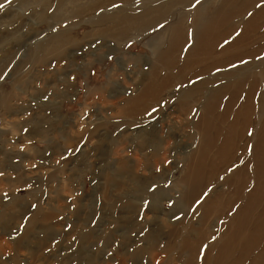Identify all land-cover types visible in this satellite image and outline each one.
Here are the masks:
<instances>
[{
	"label": "rangeland",
	"instance_id": "374dc122",
	"mask_svg": "<svg viewBox=\"0 0 264 264\" xmlns=\"http://www.w3.org/2000/svg\"><path fill=\"white\" fill-rule=\"evenodd\" d=\"M1 1L5 6L0 8V74L7 64L13 61L15 64L7 82L0 84V171L5 172V177L0 178V226L5 231L15 227L22 222L20 214H27L25 207L29 203L38 204L20 244L0 245V252L5 249L15 252L8 264H108L109 261L111 264H142V252L144 259L153 257L143 246L134 248L133 240L139 241L130 235L142 223L153 234L150 248L157 240L165 245L163 252L157 253L162 257V264H191L196 244L215 234L216 229L223 236L212 244L206 264H264V174L261 171L264 65L254 61L248 67L209 75L213 65L226 67L225 61L233 58L235 48L220 52L214 45L243 8L235 0L230 1L225 13L219 8V0L207 6L206 13L213 21L211 32L203 50L197 51L198 55L185 69V60H178V53L159 61V56L153 54V46L144 47L157 33L145 37L142 31L134 29L129 35L140 36V39L127 50L122 47L126 37L104 34V24L97 28L101 32L91 33L95 28L83 23L88 15L73 16L76 23L57 36L59 44L45 43V49L52 48L51 55H45L42 48L34 53L31 45L38 38L52 35L48 26L56 18L54 15L52 20L48 18L50 14L41 0ZM188 12L191 15L192 10ZM221 21L224 23L219 26ZM258 24L259 17L253 22L250 37L252 47L248 50L253 52L264 48V33L256 27ZM94 37L102 41L97 56L103 63H95L96 76L89 77L95 60L88 53L93 50L89 47L88 53H80L84 60L79 59L77 52L81 43L88 47ZM167 37L168 34L159 42L163 50L168 47ZM74 48L77 51H72ZM104 53L116 59L107 61ZM59 55L67 57L69 64L57 65L56 75L51 76L50 70L45 68L48 57ZM85 60L90 62L81 68ZM144 65L148 66L146 72ZM115 67V77L110 78L104 68L114 73ZM69 68L78 73L75 83L63 75ZM151 73L150 86L145 93L143 82ZM195 73L203 75L205 80L177 93L178 102L166 105L162 110L166 115L158 123L142 129L132 127L134 119L141 122L139 113L146 97L154 102L162 93L167 96L174 82L187 83L186 78L194 79ZM41 81L44 83L39 91L47 87L53 92L47 102L40 98L39 91H34L35 83ZM213 84L218 87H211ZM129 85L136 92L131 98H139L130 105L132 99L126 102L128 97L124 95ZM102 93L113 96L112 100L102 98ZM224 95L229 99L225 101ZM33 96L37 97L35 108L30 103ZM241 96L244 99H240ZM93 99L95 104H89ZM220 104L224 105L223 109L218 107ZM133 107L135 114L129 110ZM190 107L196 112H190ZM25 110L33 112L34 116L21 120ZM85 110L89 115L81 120ZM186 115L191 119H186ZM116 120L122 121L118 125L122 131H116ZM173 120L177 123L173 124ZM22 125L32 132L23 133ZM81 125H84L83 130ZM248 128L254 129L251 138L246 136ZM81 136L88 137L81 151L57 165L55 161L65 145L75 147ZM28 137L35 140V145L27 143ZM142 137H145L144 144L140 143ZM246 142L256 146L251 157L245 150ZM22 144L24 152L20 151ZM160 155L174 159L167 173L174 181L173 187L161 191L178 200L180 208L187 207L188 200L208 181L217 184L214 198L199 209L200 215L195 219L186 215L179 221H171L169 217L177 205L169 210L163 204L159 217L149 221L147 216L152 213H147L145 221L140 223L135 219L141 197L149 196L145 185L150 179H163L152 173L144 175ZM237 156L249 165L255 164V171L240 165L234 173L226 174L225 168ZM236 162L239 164V160ZM31 163L37 168L32 169ZM180 164L182 168L178 167ZM218 175H225V180L219 181ZM253 180L255 187L246 192L245 184ZM26 183L32 187L26 188ZM17 188L22 190L17 192ZM4 192L9 196L7 203L3 199ZM69 195L76 204L74 210L65 199ZM233 201L240 203L241 208L238 215L229 217L226 213ZM57 215H63L65 220H58ZM93 219L97 220L95 226L90 225ZM219 219L227 223L221 225ZM68 223L73 227L65 233L62 226ZM71 235L78 239V243L72 245L74 251H68ZM53 238L60 241L55 247L51 245ZM117 241L120 246L112 247ZM45 247L51 250L45 252ZM128 247H133V251L129 252ZM107 251L113 256L105 259ZM0 264H4V260H0Z\"/></svg>",
	"mask_w": 264,
	"mask_h": 264
},
{
	"label": "snow or ice",
	"instance_id": "6c2138e0",
	"mask_svg": "<svg viewBox=\"0 0 264 264\" xmlns=\"http://www.w3.org/2000/svg\"><path fill=\"white\" fill-rule=\"evenodd\" d=\"M7 3H10L11 0H6ZM86 3H91L92 7V14L95 17H101L104 13H113L119 12L125 8L124 0H120V2H116V0H108L107 3H103L102 0H54L53 3L49 4L47 7V12L50 14L49 19L52 20V16L57 13L58 11H66L71 13V15H63L60 19L52 20V23L48 26V31L52 34L59 36L61 32L67 30L71 25L76 23V20L72 18L75 15V9L77 7L83 6ZM131 4L132 10V18L138 19L142 17L145 13V0H129ZM156 3L159 4L160 0H156ZM203 3V0H189V4L185 8L184 5H179L182 8H185V11H191L193 9L199 8ZM235 3L243 8V11L239 13V16L236 18V21L231 23L230 28L226 32L225 35L221 36L219 40H217L214 48L219 50L220 52L225 51L226 49L235 48V51L232 53L231 59H227L225 61L226 67L221 65H213L212 69L209 71V75L215 76L217 73H228L230 70H237L243 67H248L252 65L254 61L260 62V65H264V48H260L255 52L248 50L252 47L250 43V37L252 35V26L253 22L257 20L259 17V24L256 27L259 28V31L264 33V0H235ZM250 4V7H249ZM5 5L0 4V8H3ZM148 7H155V5L151 4V0H148ZM186 23L182 22L180 18H175L174 20L170 21L167 17L163 18V22L160 19L154 21V23L148 24L146 28L143 29V36L151 37L153 33H161L166 27H172L173 24L177 26V32L179 31V27L183 26L184 28V39L181 42L180 49L178 50L177 59L178 60H186L190 51L195 48L197 39H196V29L193 28L192 25V18L185 17ZM119 22V21H114ZM207 26V21H204L202 24V28ZM47 34V33H46ZM140 39V36H132L129 35L126 37L122 47L127 50H131L133 45ZM102 46V41L99 37H94L93 42L88 44V47H85L83 43L79 45V52L77 55L80 60H84V56L80 55V53H88V48L90 47L93 51L88 53L92 56L93 60L99 62L97 53L99 52V47ZM152 46L151 44L149 45ZM72 51H77V49H72ZM104 57L107 61H114L116 58L111 55L104 53ZM87 62V61H86ZM15 61L9 63L5 66V70L0 74V84L6 83L7 79L10 75L11 69ZM69 64V60L64 55L59 56H50L48 57L47 64L45 68L50 70V75L55 76V69L57 65H61L62 67ZM255 67V65H253ZM132 65L129 64L128 68L131 69ZM148 66H143V71H147ZM89 77L96 76L95 71V64L93 63L89 69ZM63 75L67 78V80L75 83L78 78V73L73 71L72 68H69L67 71L63 73ZM187 83L182 81H176L173 84V87L169 90L167 96L163 93L160 94L158 97L154 99V102L146 97V102L143 104L140 110V123H138L135 119L132 121V127L134 129H142L144 126H150L152 123H158L164 115L165 112L162 110L168 104H176L178 102V96L176 95L182 89H187L190 85L195 86L198 82H203L205 77L200 73H195V78L187 77ZM44 82H36L34 91H39L42 88ZM48 83H51L49 80ZM211 87H218L217 84L211 85ZM124 95L126 97H133L136 96V92L134 89L129 85L124 90ZM40 98L47 102L53 96V92L49 91L47 87L43 89V91H39ZM171 97V99H169ZM240 99H244L243 96L239 97ZM223 99L226 101L229 99L227 95L223 96ZM31 106L33 108L37 105V97L33 96L31 101ZM220 109H223L224 105L220 104L218 106ZM130 111L134 112V107L129 109ZM190 112L195 113L196 109L190 107ZM50 115V113H49ZM89 115V112L85 110L81 114V120L86 119ZM177 115H180L178 112ZM34 116V113L31 111L25 110L24 114L20 117L21 120H27L28 117ZM186 119L190 120L191 116L186 115ZM121 120H116L115 123L117 125L116 131H122L118 127L121 123ZM173 124L177 122L175 120L172 121ZM179 127V125H177ZM84 125H81V129L83 130ZM21 131L25 134L32 132V129L29 127L21 126ZM115 135V132H113ZM246 136L251 138L254 136V129L248 128L246 130ZM87 136H81L76 143L75 147H70L65 145L63 148L60 157L58 160L55 161L57 165L61 164V161H66L69 155H73L75 153H79L82 149V146L87 142ZM27 143L29 145H35V140L31 137H28ZM162 144V151H163V141ZM195 147V145H193ZM256 146L252 143H245V150L248 155L251 157L254 155ZM20 151H25V146L22 144L20 146ZM169 152H171L172 156L175 157V153L169 148ZM51 155V153H48ZM239 160V164L236 162ZM19 162V161H15ZM174 164V159H169L167 155H160L158 156L155 162L151 163V166L148 168V171L144 173L145 176H148L149 173L157 175L158 177H162L163 179H150L149 183L145 185V190L149 194V196L141 197L139 204L137 205V212L135 214V219L143 222L146 219L147 213H152L151 216H147V219L151 221L154 217H159L160 215V205L163 204L164 207L171 210L173 209L174 205H177L176 210L171 212L169 219L171 221H179L182 217L188 215L192 216L194 219L200 215L199 209L203 208L205 204H207L210 200L214 198L215 190L217 189V184L213 183L212 181H208L200 188L198 192L195 193L194 196L191 197L190 200L187 202V207L180 208L179 201L173 199L171 196L167 195L163 190H168L173 187L174 181L173 179L169 178L167 175L169 167ZM240 165H244L248 171H255L256 165L251 164L249 165L239 156L236 157L235 160L231 161L230 166L225 168L226 174H231L237 171ZM30 167L32 169H36L37 165L35 163H31ZM178 167L182 168L183 165L180 164ZM262 174H264V155H262V165H261ZM5 177V172L0 171V178ZM15 179V177H12ZM217 179L219 181L225 180V175H218ZM255 180H253L250 184H245L244 190L246 192H251L252 189L255 187ZM31 184L26 183V188H31ZM22 189L17 188L16 191L20 192ZM4 201L7 203L9 200V196L7 192L2 193ZM78 195V193H77ZM179 195V193H177ZM68 202V205L71 209L76 208V204L73 203V197L71 195L65 198ZM17 207H20L18 205ZM241 208V204L233 201V204L230 206V210L227 211L226 215L229 217H234L239 214V210ZM38 210L37 203H29L24 211L27 214L22 212L20 214L19 220L22 222H18L15 227H10L8 231H5L2 226H0V245H12L18 246L20 244V240L23 238V233L26 231L27 224L30 222L32 218V213ZM98 215V214H97ZM58 220H65L63 215H57ZM97 220L93 219L90 221L91 226H95ZM227 222L223 219H219V224L225 225ZM73 227L72 224L68 223L62 226L63 231L65 233L69 232V229ZM87 231V229H85ZM132 237H137L139 242L133 241V247L136 249H140L141 246L149 254L152 255V259H144V253L141 254V261L142 264H162V257L157 253L163 252L165 249L164 243H161L159 240L156 241V244L153 247H149V240L150 237L153 235L150 228L145 226L143 223L141 224L140 228L130 232ZM222 232L219 229L215 230V234H211L210 237H205L204 239L200 240L196 244V252L192 257L191 264H206L208 261V256L211 251V246L214 243H218L222 239ZM20 238V239H18ZM60 241L53 238L51 240L52 247L58 245ZM73 243H78V239L76 235H71L68 241V251H74L72 245ZM103 241H101V245ZM119 241H117L112 247H119ZM133 247H129L128 251L132 252ZM51 249L45 247L44 251L48 252ZM15 255V252L9 249H5L4 251L0 252V260H4V264H8L9 259ZM113 253L111 251L106 252L105 259L107 257H112ZM108 264H111L109 261ZM118 264V262H117Z\"/></svg>",
	"mask_w": 264,
	"mask_h": 264
},
{
	"label": "bare ground",
	"instance_id": "6f19581e",
	"mask_svg": "<svg viewBox=\"0 0 264 264\" xmlns=\"http://www.w3.org/2000/svg\"><path fill=\"white\" fill-rule=\"evenodd\" d=\"M41 1H42L43 5L45 7H48L49 4L54 2V0H41ZM103 1H105V3L108 2V0H102V2ZM213 1L216 2V0H203L202 5L199 8H197V9H193L191 15H189V12L185 11V8L189 4V0H160L159 4L156 3V0H151V4L155 5V7H148V0H145V5H144L145 13H144V15L142 17H139L138 19H133L132 18L131 4L129 3V0H124L125 8L122 9L121 11H119V12H115V10H114L113 13H104V14H102L101 17H95V16L92 17V15H93L92 14L93 5L91 3H89L87 5L77 7L75 9V15L74 16H79V15L80 16H82V15H86L87 16L88 15L87 16L88 17L87 20L84 19L83 23L87 24L88 26H91V27L95 28L93 31H91V33L96 34V32H101V30H97V28H98L99 25L104 24V28H102L103 31H106L104 34H107V35L112 36L114 38L115 37H119V36L122 37V38L123 37H127V36H129L131 31H133L134 29L137 30V31H142L143 32V29L146 28L148 24L154 23V21L157 20V19H160L161 22H163V18H165V17H167L170 21H172V20H174L175 18L178 17V18H180V20L182 22L186 23L185 17L192 18V25L191 26L196 29L197 43H196L195 48H193L190 51V53L187 56V59L184 62V65H185L184 68L187 69V67H186L187 64L192 63L194 61V58L198 55L199 52H197V51L198 50H203L204 43L208 39L209 34L211 32V27L213 26V21H212V17L207 15L206 10H207V6ZM230 1L231 0H219V4H220L219 8H220V10H222L221 11L222 13L226 12V9L228 8L229 4L231 3ZM2 2L4 3L5 0H2L1 3ZM116 2H120V0H116ZM192 2H194V0H192ZM179 5H184L185 8H182ZM176 6L180 7V9H177L178 7H176ZM172 9H175V10L177 9L178 11L174 12ZM65 12L66 11H58L57 13L54 14V17L56 19H60L63 15H66V14L67 15H71V13L67 12L65 14ZM114 21H119V22H114ZM204 21H207V26L205 28H202V24H203ZM222 23H224V22L221 21L219 23V26ZM167 34H168V37H167V39H168V43H167L168 47H167V49L163 50L162 45H160L159 42H162V39H164V38L166 39ZM100 37H102V36H100ZM183 39H184V28H183V26H180L179 27V31L177 32V26L175 24H173L172 27H170V28L168 27L167 29H165L161 33H157L156 35H154V37H152V39H150L149 41L147 40V42L145 43L144 47L146 48L147 46H149L151 44L153 46V50L152 51H153L154 56H159L158 60L160 61L162 58L170 57L171 55H173L175 53H178V50L180 49V45H181V42L183 41ZM46 42H50L51 44H53V43L59 44L57 35L52 34L48 38H44V39L43 38H38L37 42L34 45H31L32 46V48H31L32 50L31 51L34 52V53L35 52H39L41 50V48H42V50H44V54L45 55L46 54L51 55V53H53L52 48H51V50L50 49H45V43ZM53 45H55V44H53ZM99 59H100L99 62L94 61L93 63L94 64L96 63L97 65H98V63H103V60L101 58H99ZM86 60L83 61L82 65H81V68H83L85 65L87 66L88 62H90L88 60V62L85 63ZM104 69H106L108 71L107 73L110 74V76H109L110 78H114L115 77L116 67H115V72L114 73L109 71L108 68H104ZM202 71H203V69H202ZM78 72H80V71H78ZM150 76H152V73L143 82L144 84H143L142 91H144L145 93L147 91L148 86H150V80H149ZM110 83L111 82H109L108 85ZM108 88H109V86H108ZM197 89H198V87H197ZM103 92H105V91H103ZM101 95H102V98L107 99L109 101H111L112 98H113V96H111L110 94L102 93ZM131 99L132 98L128 97L126 102L130 101ZM138 99L137 98L134 99V100L132 99L131 102H129V105L132 104V103L137 102ZM89 104L94 105L95 104L94 99ZM227 106H228V104H227ZM185 114H186V112H185ZM115 119H116V117H115ZM144 140H145V137H142L140 139V143L144 144ZM149 160H150V158H149ZM140 223H141V221H140Z\"/></svg>",
	"mask_w": 264,
	"mask_h": 264
}]
</instances>
